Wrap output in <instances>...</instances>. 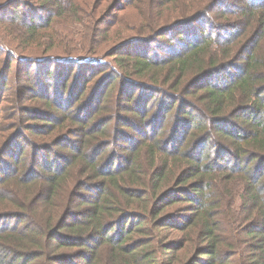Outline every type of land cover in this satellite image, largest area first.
<instances>
[{
  "label": "trees",
  "instance_id": "obj_1",
  "mask_svg": "<svg viewBox=\"0 0 264 264\" xmlns=\"http://www.w3.org/2000/svg\"><path fill=\"white\" fill-rule=\"evenodd\" d=\"M38 1L49 16L51 0ZM20 2L0 3L1 43L5 25L20 20L34 36L51 22L35 26L39 15L17 11ZM146 7V23L139 16L134 25L143 42L115 46L104 100L94 106V98L82 120L72 113L57 122L21 106L5 115V85L15 72L12 96L53 112L65 106L48 95L57 78L50 66L78 68L64 75L62 93L85 74L76 104L106 64L19 57L0 68V264H264V0H146ZM115 20L127 23L116 17L97 33L108 36ZM171 33L179 34L168 40L178 51L131 54ZM115 92V115L134 118L119 119L117 132L102 121ZM75 127L76 142L66 147L64 133ZM27 136L37 140L29 139L30 150L17 143Z\"/></svg>",
  "mask_w": 264,
  "mask_h": 264
},
{
  "label": "rangeland",
  "instance_id": "obj_2",
  "mask_svg": "<svg viewBox=\"0 0 264 264\" xmlns=\"http://www.w3.org/2000/svg\"><path fill=\"white\" fill-rule=\"evenodd\" d=\"M9 0H0V3L4 5L5 2ZM113 0H102L99 4V6H96L98 3V0H69L66 5H62L59 7V3H56L54 0H51V4L48 6L50 14L47 16L46 12V6H43L41 8H37L34 6H37L40 2L38 0H21L20 4L18 5L19 10H23L27 13L28 16H32L34 13L39 15L38 23H32L35 26H41V24L45 23L47 19H51L50 24H47L43 26L40 30V32L34 36L29 35L26 32L25 27H22L19 23V21L14 22L12 26L5 25L3 30V37L2 40L3 43L0 42V68L5 65V62H7L9 58L12 60L13 58L18 59L19 57H25L26 60H28V63H32L34 60L37 62H42L48 59L49 62H55L59 63L67 62L68 59H75L76 60H84L85 62L89 63H97L101 62L103 64H106V66H103L102 68H99L97 74L94 78H92L90 81L92 84V88L84 94V96L81 98V100L74 104V100L77 99L81 92L85 91V87L83 86L84 79H87L84 75H80L79 77H72L69 80V83L67 85V88L64 93H62V81L63 77L66 73L71 72L74 76L78 68L63 66L58 69V66H50L51 70L54 72L57 69V78L53 77V75L50 77V83L52 84V87L50 91H48V95L52 96L53 100L59 104L64 105L65 107H62V109L48 112L47 109L42 108L38 100H35L33 102H30L28 100H24L20 102L18 95L15 93L13 96L11 94V90L14 89V83L16 82V74L14 72V63L11 64V68L13 69L14 75H12L11 80L5 85L3 96L9 99L10 102L2 103L1 107L5 108V115H12L17 108V106H21V111L23 112H32V111H38V112H46L49 114V116L53 117L52 120L57 122H62L65 117H70L72 113H75L79 115V120H82L84 117H86L85 112H89L91 108L93 107L91 101L95 98V104L101 100H104L103 93L106 88V81L108 75L110 74V69L115 67V64L112 60L113 56L116 55L115 52L117 48L121 47H115L117 44L121 42H129V43H142L143 41L138 40V38H143L144 34L140 35L141 29L139 27H136L137 30L135 31L136 22L139 19V16L144 17L145 23H146V10L149 8L150 10L156 7L155 5H151L150 7H146V0H143L142 3H140V6L143 8H139L137 10H134V6L132 8V5L135 4V2L132 4L134 0H126V2H123L120 7H122L123 10H118L119 7H117L115 10L111 9V3ZM10 3V2H8ZM7 3V4H8ZM64 3V2H62ZM0 4V5H1ZM24 4V5H23ZM9 5V4H8ZM7 6V5H6ZM12 10V9H10ZM60 12V13H59ZM58 14V15H55ZM109 15V16H108ZM37 17V16H35ZM123 18L125 17L127 19V23L122 21L121 24L117 23L118 21L115 20V22L111 25V27L107 30V35L103 33L105 30H101V34L97 33L98 28H103V22L111 21L114 18ZM141 17V18H142ZM14 15H4V19L7 20V22H10V20L14 19ZM48 23V22H47ZM115 26V31L113 35H110L112 33V27ZM40 28V27H39ZM43 29V30H42ZM197 30V28H194ZM198 32V30L196 31ZM100 34V35H98ZM178 33H171L168 36H166V39L163 40H155V42L146 48L140 47V45L135 46L131 50V54L137 53L139 55H144V57H148L151 59H161L166 57V54L164 49H173L178 51L177 42H170L175 41V39L178 38ZM137 39V40H135ZM133 45V44H132ZM169 45V46H168ZM131 48V47H129ZM92 50L93 54L97 55V58L95 56H89L90 54L86 53V51ZM35 51H38L35 53ZM129 51V50H126ZM88 55V56H85ZM75 57V58H74ZM99 58V59H98ZM99 60V61H97ZM83 62V61H80ZM35 69V68H32ZM31 71L30 73H32ZM60 73V76L58 77V74ZM45 75V69L42 71L40 70V75H38V80H42ZM32 82H36L37 79L35 77H30ZM10 83V88H9ZM71 84L74 85L73 93L67 99L68 93L72 92ZM88 85V83H87ZM89 86V85H88ZM87 86V87H88ZM9 88V90H8ZM31 91L34 93H39L36 97H41L40 94L44 95V93L41 92V88L38 86H33L30 88ZM2 91V90H1ZM117 92V91H116ZM116 92L113 93L111 98H107L104 101L103 107L108 108L110 107L112 110V113H106L104 117H102V121H106L107 119H111V125L109 128L112 127L114 132H117L120 127L119 119L124 118L127 120H134L132 118V115L130 116H123V115H115V111L113 110L114 105L113 103L116 101ZM17 101V103H16ZM20 103V104H19ZM87 104L85 106H80L83 104ZM73 106L74 109L79 107L77 110L72 112ZM141 110V106L139 108ZM16 111H20L16 109ZM17 112V114H19ZM119 115V116H118ZM149 115V114H148ZM99 119V117L97 118ZM136 124V123H135ZM159 127V126H158ZM157 125H153L150 130H157ZM80 128L75 127L72 130H69L71 132H65V142L64 145L66 147H70L72 143L76 142V139L74 135L75 133H79ZM169 129V126L167 130ZM64 130V129H63ZM170 131V130H169ZM122 132H125L122 130ZM74 133V134H72ZM112 134V133H110ZM133 135V134H130ZM32 143L35 144L36 139L27 136L23 139L17 140V143L19 147H25L27 145L28 149L30 150V140ZM29 141V142H28ZM138 141V140H136ZM44 149V148H43ZM60 153L62 150H53L52 153L49 154V157H52L54 153ZM37 155H45V151L37 152ZM65 155V154H64ZM69 155V154H66Z\"/></svg>",
  "mask_w": 264,
  "mask_h": 264
}]
</instances>
